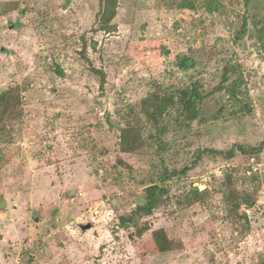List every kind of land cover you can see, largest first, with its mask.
<instances>
[{"label": "rangeland", "instance_id": "374dc122", "mask_svg": "<svg viewBox=\"0 0 264 264\" xmlns=\"http://www.w3.org/2000/svg\"><path fill=\"white\" fill-rule=\"evenodd\" d=\"M183 1L117 0L105 33L97 32L99 0H0V93L19 87L23 110L0 145V264H264V176L252 208L225 199L223 167L239 176V153L230 162L205 156L183 183H171V194L207 189V202L143 220L173 230L181 250L158 254L149 232L138 238L118 226L156 165L118 152L119 131L153 91L198 82L208 95L202 125L169 132L176 168L198 149L264 143L263 55L249 36L233 41L244 16L249 29L253 16L264 19V0ZM180 58L194 67L182 71ZM226 66L237 71L230 83L245 77L233 95L216 91ZM91 67L106 76L103 93ZM257 158L264 163V149Z\"/></svg>", "mask_w": 264, "mask_h": 264}, {"label": "trees", "instance_id": "16d2710c", "mask_svg": "<svg viewBox=\"0 0 264 264\" xmlns=\"http://www.w3.org/2000/svg\"><path fill=\"white\" fill-rule=\"evenodd\" d=\"M116 4L117 0H99V12L96 19L97 32L109 33L112 31L111 21L116 13ZM183 4L189 6L186 0L183 1ZM251 20V29H249V18L247 16L242 18L241 26L234 35L233 41L236 45L249 36L264 59V19L253 16ZM85 53L86 44L84 43L82 58L86 64H89ZM177 66L182 71H187L194 67V62L187 58H180ZM235 71L234 66L223 68L221 81L216 91L224 90L229 95H233L238 86L245 85V77L242 74H239L237 79L230 83V74ZM90 73L98 81L99 91L103 93L106 84L105 74L93 67L90 68ZM19 89L16 86L8 87L0 93V145L12 138V128L21 122L23 110L21 109L22 97H20ZM207 97L208 95L203 94L198 82L191 83L190 86L174 94L157 89L140 101L137 106V109L139 107L138 112L130 110L129 117L119 131L118 152L152 157L156 160V165L149 170L150 177H145L146 180L140 181V184L143 185V193L136 201L134 209L119 217L118 226L138 238L149 232L154 249L158 254H169L181 250V242L169 227L151 229L150 222L143 220L165 207H174L178 212L207 202L211 196L207 189L200 191L197 187L189 186V188L178 191L176 194H171V183H183L187 179L188 173L205 156L219 157L225 162L233 160L237 153L245 157L246 162L241 165L242 171L239 176H237L238 170L233 168L231 164L226 163L223 167L225 169L224 173L222 171L223 186L226 192L225 199L230 207L235 208V210L242 205L246 208H252L255 203L254 194L258 191L262 177L257 174L250 176L246 174L248 170L247 161L251 157H259L264 149V143L251 148L234 145L227 151L198 149L190 161L187 160L178 168L172 166L174 157L178 156V151L174 150L176 148L171 145L169 136L185 135L193 130L195 123L197 125L204 123L202 114ZM146 129L148 130L147 135L144 134ZM171 130L172 132H170ZM169 132L172 134L170 135ZM153 146L155 148L154 155L157 158L152 155ZM166 153H168L167 160L164 159ZM1 158L2 152H0V160ZM115 162L116 165H121L122 168L128 170V173H131L132 168L123 163L119 157ZM237 183L242 186L249 183L251 187L237 188Z\"/></svg>", "mask_w": 264, "mask_h": 264}, {"label": "built area", "instance_id": "2783aa9c", "mask_svg": "<svg viewBox=\"0 0 264 264\" xmlns=\"http://www.w3.org/2000/svg\"><path fill=\"white\" fill-rule=\"evenodd\" d=\"M247 162H248L247 163L248 170H247L246 174L248 176H250L252 174H257L263 178V176H264V163H261L257 157H251ZM219 176H221V172L219 173ZM195 187H197V186H195ZM197 188L201 191V189L199 187H197Z\"/></svg>", "mask_w": 264, "mask_h": 264}, {"label": "water", "instance_id": "95a60500", "mask_svg": "<svg viewBox=\"0 0 264 264\" xmlns=\"http://www.w3.org/2000/svg\"><path fill=\"white\" fill-rule=\"evenodd\" d=\"M90 228H91V225H85V226L81 227V231L84 232V231H86V230H88Z\"/></svg>", "mask_w": 264, "mask_h": 264}]
</instances>
